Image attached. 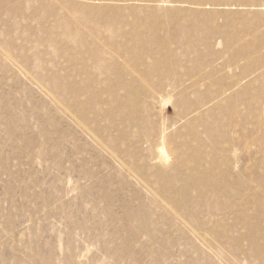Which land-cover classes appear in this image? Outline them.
Wrapping results in <instances>:
<instances>
[{
	"label": "rangeland",
	"instance_id": "rangeland-1",
	"mask_svg": "<svg viewBox=\"0 0 264 264\" xmlns=\"http://www.w3.org/2000/svg\"><path fill=\"white\" fill-rule=\"evenodd\" d=\"M255 31L264 0H0V264H264Z\"/></svg>",
	"mask_w": 264,
	"mask_h": 264
},
{
	"label": "bare ground",
	"instance_id": "bare-ground-1",
	"mask_svg": "<svg viewBox=\"0 0 264 264\" xmlns=\"http://www.w3.org/2000/svg\"><path fill=\"white\" fill-rule=\"evenodd\" d=\"M155 11H157V10H155ZM83 19L85 21H88V20L97 19V17H89V16H87V17H83ZM65 29L67 31H69L68 30L69 27H65ZM95 33H98V32H95ZM105 37H107V40L113 38V37H111V36H109L107 34H106ZM91 38H92V40L94 42L99 40L98 34L95 36L93 30L91 31ZM252 40H253L252 47H259L261 45H264V33L260 34V33H258V31H255ZM182 41L188 44L187 46H189V49L192 51L191 52L192 54H193V51L194 52L197 51V48L199 47V45L205 46L206 53L207 52L211 53L215 57H221L224 54L223 51H213V50H211V45L207 44V38L206 37L200 38L195 33H190V34L183 35L182 36ZM125 45L132 46L134 44H133V41L127 40L125 42ZM130 50H131L130 48H121V47H117V48L100 47V48L96 49L95 51H96V53H98V56H100L99 58H101V60L103 62H108V61L114 62V61L119 60L120 57H122V55H123L122 52H131ZM107 54H108V56H107ZM170 54L172 55V54H177V53L173 52V53H170ZM193 57H199V54L198 53H194ZM112 58H115V59H112ZM235 61H236L235 59H232V60L228 59V63L231 66L233 64H235ZM106 67L107 66H105V65L102 66V68L104 70H106ZM109 69L110 68L108 67L107 70H109ZM258 69H262L264 71V58H261L259 62L253 63L251 65L246 64L245 67H243L242 71L243 72H248L250 70L255 71V70H258ZM261 77H262V74H260L258 77H256V79H260ZM162 101H165V98H163ZM167 102L168 101L166 100L165 104Z\"/></svg>",
	"mask_w": 264,
	"mask_h": 264
}]
</instances>
